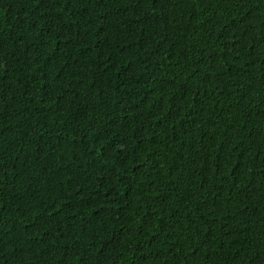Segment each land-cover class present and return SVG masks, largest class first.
Masks as SVG:
<instances>
[{
    "label": "trees",
    "instance_id": "trees-1",
    "mask_svg": "<svg viewBox=\"0 0 264 264\" xmlns=\"http://www.w3.org/2000/svg\"><path fill=\"white\" fill-rule=\"evenodd\" d=\"M0 264H264V0H0Z\"/></svg>",
    "mask_w": 264,
    "mask_h": 264
}]
</instances>
